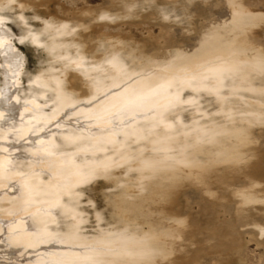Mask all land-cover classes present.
Segmentation results:
<instances>
[{"label":"bare ground","instance_id":"6f19581e","mask_svg":"<svg viewBox=\"0 0 264 264\" xmlns=\"http://www.w3.org/2000/svg\"><path fill=\"white\" fill-rule=\"evenodd\" d=\"M11 1L13 0L8 2ZM226 1L229 9L228 22L209 27L189 54L175 49L170 54L167 52V57L154 60L155 58L136 56L137 53L134 55V52H130L126 58L131 65L127 68L117 53L118 49H109L110 45H104L106 48L103 50V57L107 54L108 57L102 60L104 65L96 67L95 70L99 72L97 82L94 80L96 84L90 85L88 96L86 95L93 98L90 101L99 94H103L104 98L96 102V105L91 104L93 106L90 110L84 108L75 113L67 112L78 103L77 97L63 92L62 82L59 84L58 77L56 80L52 79L53 76L49 79V82L52 79V85L47 83L48 80L42 81L39 78L45 87H50V90L52 88L55 105L49 115L39 112L33 118L35 124L44 121L43 126L47 127L58 122L60 116L63 119L67 115H81L80 117L91 120L96 132L88 137L71 132L63 136L62 144L73 146L75 150V153L69 155H56L63 152L56 150L52 138L43 146L40 145L44 148L42 152L36 151L37 149L33 152L37 146L32 147V155L29 157L32 161L29 160L27 165L24 163L25 166L21 164L20 170L10 169L12 163L10 164L9 158L0 156V194L3 195L0 203H8L4 207L5 211L0 212V234L7 235L3 240L7 248L3 253H6L7 259L0 258V264H92L93 261H99L100 264H170L176 260L175 255L179 252L177 248L181 247L179 241L188 228V220L169 213L168 207L172 205L174 197L187 185L200 187L203 195L213 197L215 193L212 192L210 181L229 188L231 185L226 180L232 178L219 177L218 174L241 173L250 168L258 140L254 136L253 127L264 125V69L261 67L264 51L256 43L253 44L249 37L253 28L259 26L263 16L252 14L242 6L239 10L235 9L232 7L234 1ZM99 12V19L118 18L109 11ZM125 14L128 15L127 12ZM51 22L45 24L44 29L51 34L48 41L50 52L59 48L55 40L57 36L60 38L68 33L72 36L69 32L71 27L67 24L54 27V21ZM59 43L61 44L60 41ZM0 46H3L2 37ZM80 50L82 49L78 51ZM81 55L71 63L72 67L83 65L85 57ZM104 72L105 78L102 76ZM191 73L198 76L203 74L213 84L217 83L219 77V95L209 92L206 87L196 90L178 85L176 108L165 111L162 107L146 104L138 110L139 115L134 123L128 126L121 124L118 130L110 128L112 123L109 120L115 118L121 123L133 115L126 107L133 93H142L156 82ZM134 77L137 80L132 79V83L126 84ZM200 83L207 85L209 80H202ZM185 92L189 96L184 101ZM204 96H211L214 103V111L210 116L199 108L198 100ZM243 97L248 99H241ZM10 98L9 87L4 85L0 88V118L5 113L9 117L14 116V111L7 106ZM35 103L36 98H33L31 104ZM163 103L161 99V104ZM184 104L194 107L195 113L201 114L202 118L210 119L206 122L194 120L188 125L183 124L180 111ZM153 108L154 111L151 110ZM161 113L174 128L167 135L164 134L166 130L163 127L158 131L154 129V125L160 121ZM215 118L223 121L215 123V120L213 124L205 125ZM18 125V132L14 133L17 138L27 136L32 130L30 122L23 124L21 121ZM7 132L4 131L1 138H7ZM56 151L60 153H55ZM118 168L123 169L125 174L134 171L133 187L136 190L132 191V185L129 186L112 205L115 218L111 228L95 233L96 236L90 240L83 238L78 233L82 218L76 208L77 189L94 178L112 177L114 173L110 175L111 170ZM91 171L98 175L88 180L81 178V173ZM25 172H28L26 177H21ZM42 174L47 176L46 180L42 178ZM244 177L247 183L231 193L236 199V213L244 212L246 206L264 203L261 181L248 173ZM13 185L17 189L15 198L10 199L5 188ZM2 205L0 204V208ZM52 210L59 211L69 219L63 234L59 235L51 230L50 226L54 223ZM25 216L31 218L34 229L24 230ZM253 225L261 234L263 226ZM50 242L64 247L59 252L49 251ZM37 252H41L37 259L26 257Z\"/></svg>","mask_w":264,"mask_h":264},{"label":"rangeland","instance_id":"374dc122","mask_svg":"<svg viewBox=\"0 0 264 264\" xmlns=\"http://www.w3.org/2000/svg\"><path fill=\"white\" fill-rule=\"evenodd\" d=\"M8 1H0V22H2L0 23V37L3 38V46H0V88L4 85L9 87L11 98L8 100L7 106L14 111V116L9 117L8 113H5L0 118V156L9 158L10 164L13 165H10L9 168H13L12 170H20L21 164L25 166L27 162L30 163L32 161L29 158L32 155L30 149L37 146L32 151L37 149L36 151L42 152L44 148L41 146L51 138L56 143L53 144L56 150L63 152L56 155H69L75 153V150L73 146L62 144L63 136L71 132L81 133L88 137L96 132L91 120L84 119L80 117L81 115H67L63 119L60 116L58 122L49 124L47 127L43 126L44 121L35 124L33 118L39 112L49 115L55 105L52 88L50 90V87H45L42 84L43 80H48L47 83L52 85V83L50 84L52 79L56 80L58 77L59 84L60 81L63 83H61L63 92L77 97L78 103H75L67 112L75 113L84 108L90 110L93 105L104 98L103 94H99L90 101L93 98L87 96L89 87L91 88L96 84L94 80L97 82L99 72L95 70L96 67L104 65L102 60L104 57H108V54L103 57V50L108 45L112 47L109 46V49H118L119 52L117 53L128 68L131 64L127 62V53L134 52V55L137 53L136 56L141 55L145 58L149 56L155 58L154 60L167 57L168 54L166 53L170 54L175 49L189 54L209 27L229 20L226 0ZM230 1L233 2L234 0ZM235 2L241 4L252 14L263 16V20L258 24L259 26L253 28L249 37L253 44L256 43L255 45L264 51V0H235ZM129 5L131 7L127 9L126 7ZM99 11H109L118 18L102 19L100 17L99 19L97 18V15L100 14ZM51 21H54V27L63 23L67 24L68 27H71L70 34L72 33V36L69 33L60 36V38L57 36L55 40L59 48L52 52L48 46L51 34L44 30L45 24ZM28 33L37 37L42 47L37 48L30 39L25 44H21L22 34ZM59 41L64 44L61 45ZM115 41L117 42L115 43ZM68 42L69 44L72 43L69 45ZM77 49L82 50L78 51ZM67 53L70 58L73 56V60H70ZM81 54L85 57L84 66L72 67L71 63ZM66 59L68 60L66 61ZM61 70L65 73L63 74ZM104 75L105 72L102 74L103 78H105ZM132 79L135 81L137 77L131 78V81L126 84L132 83ZM43 85L44 87H42ZM188 96L187 92L183 94L184 101ZM33 98H36L35 105L31 104ZM241 99L247 100L248 98L243 97ZM198 101L199 108L210 116L214 111L212 97L204 96ZM21 114H23L22 117ZM180 116L185 125L194 120L206 122L210 119L202 118L201 114L195 113L194 107L188 104H184ZM21 121L23 124L30 122L32 130L27 136L17 138L14 133L18 132V124H21ZM218 121L222 122L223 119L215 118L214 121L205 125L208 126L214 122L219 123ZM134 122L132 121L130 124ZM38 124H42V126ZM120 125L121 123L114 118L110 128L118 130ZM37 127L40 128L38 131L36 130ZM4 131H8V137L5 139L1 138ZM253 131L258 140L250 168L241 173L218 174L219 177L232 178L226 180L231 185L229 188L216 181H210V186L213 188L212 192L215 193L213 197L209 198L203 195L200 192V187L194 185L185 186L174 197L168 211L171 215L175 214L180 218L187 219L188 228L179 241L181 247H176L179 249L175 255L176 260L170 264H264V239L253 225L255 223L264 228V203L246 206L244 212H239V214L236 213V199L231 195L235 188L237 189L247 183L244 177L245 173L252 174L261 181L260 187L264 189V125L253 127ZM40 147L42 149H39ZM57 151L55 153H60ZM76 160L79 161L80 159L76 158ZM27 173H23L21 177ZM126 174L121 168L111 170L110 175L112 177L94 178L77 189L76 208L82 218L78 233H81L83 238L90 240L101 230L109 229L114 225L115 217L112 205L120 199L122 191L129 186L132 185V191L136 190L135 186L133 187L135 184L133 181L135 178L134 171H129ZM42 176L46 180L47 176L45 174ZM16 189V186L13 185L8 189L5 188V193L10 199H13ZM0 195V200H2L3 195ZM131 195L134 194L131 193ZM0 204H3L0 212L5 211L8 203L1 202ZM51 216L54 218V223L50 226L51 230L55 231L56 234H63L69 224V219L63 217L57 210H52ZM23 222L25 223L24 230L34 229L31 218L25 216ZM0 236V251L2 252H0V258L6 260V253L3 252L7 251V248L3 240L7 238V235L2 233ZM52 244L55 243L50 242L48 245L51 247L48 248L49 251L59 252L61 247H64L58 243ZM39 255L41 252L30 253L26 257L37 259Z\"/></svg>","mask_w":264,"mask_h":264},{"label":"snow or ice","instance_id":"6c2138e0","mask_svg":"<svg viewBox=\"0 0 264 264\" xmlns=\"http://www.w3.org/2000/svg\"><path fill=\"white\" fill-rule=\"evenodd\" d=\"M232 7L239 10L241 8V5L234 0V2L232 3ZM101 18L103 19L104 17ZM29 39L33 44L37 46V48L42 47V45H40L38 42V38L32 36L31 33H28L26 35L22 34L20 43L25 44ZM261 67L262 69H264V59H262L261 61ZM202 80H209V83L207 85H202L200 83V81ZM219 82V77L217 78V83L213 84L211 83L209 77L204 76L203 74H200L198 76L195 73L185 74L184 76L179 78L173 77L171 79L164 80L163 82H156L154 85H150L146 91L139 94H132L126 107L127 110L133 113V115L128 117L126 121L122 120L121 124L124 126H128L139 115L138 110L144 108L146 104H153L156 108L162 107L165 111H170L176 108L179 93V88L177 87L178 85L179 87H192L196 90H199L201 87H206L209 92L219 95ZM161 99L164 101L163 104H161ZM151 110L154 111L155 108ZM109 123H112V121L109 120ZM161 127L166 130L164 133L165 135H167L168 131L174 130L173 126L168 123V118L164 116L163 113H161L160 115V121L158 122V124L154 125V129L158 131ZM151 130L153 129H150V131ZM105 171H107V168H105ZM80 175L83 180H88L97 176L98 173L95 171H91L81 173ZM261 237L262 239H264V229H261ZM92 264H100V262L93 261Z\"/></svg>","mask_w":264,"mask_h":264}]
</instances>
